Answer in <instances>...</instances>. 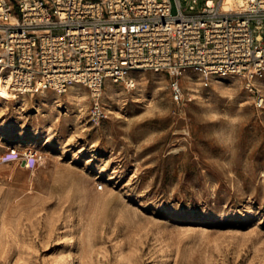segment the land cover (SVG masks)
I'll return each instance as SVG.
<instances>
[{
  "label": "rangeland",
  "instance_id": "obj_1",
  "mask_svg": "<svg viewBox=\"0 0 264 264\" xmlns=\"http://www.w3.org/2000/svg\"><path fill=\"white\" fill-rule=\"evenodd\" d=\"M130 76L99 124L83 85L0 98V264H264V72Z\"/></svg>",
  "mask_w": 264,
  "mask_h": 264
},
{
  "label": "built area",
  "instance_id": "obj_2",
  "mask_svg": "<svg viewBox=\"0 0 264 264\" xmlns=\"http://www.w3.org/2000/svg\"><path fill=\"white\" fill-rule=\"evenodd\" d=\"M235 1L223 10V0H0V88L19 98L83 85L96 124L107 117L106 82L131 89L134 72L168 75L177 103L192 98L188 71L206 87L233 76L254 91L264 72V0ZM255 101L264 106L259 92ZM38 159L34 148L19 156L24 165Z\"/></svg>",
  "mask_w": 264,
  "mask_h": 264
},
{
  "label": "bare ground",
  "instance_id": "obj_3",
  "mask_svg": "<svg viewBox=\"0 0 264 264\" xmlns=\"http://www.w3.org/2000/svg\"><path fill=\"white\" fill-rule=\"evenodd\" d=\"M221 5H222V9L223 10L236 9V7L238 6V2L235 1V0H223V2L221 3ZM140 79H144V77L143 78L141 77ZM216 81H218V80H216ZM141 82H144V81L142 80ZM113 96H114V94H113ZM11 97H12V95H11L10 92H8L5 88H2V87L0 88V98L9 100ZM73 97H74V99H76L78 105H81V103L86 99V98H83V97H81L79 95H76V94H74ZM30 148H35V147H30ZM30 166H32V163H30V161H27V163L23 166V168L27 169V167H30Z\"/></svg>",
  "mask_w": 264,
  "mask_h": 264
},
{
  "label": "water",
  "instance_id": "obj_4",
  "mask_svg": "<svg viewBox=\"0 0 264 264\" xmlns=\"http://www.w3.org/2000/svg\"><path fill=\"white\" fill-rule=\"evenodd\" d=\"M22 165H24V162L22 163Z\"/></svg>",
  "mask_w": 264,
  "mask_h": 264
}]
</instances>
